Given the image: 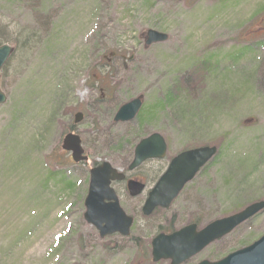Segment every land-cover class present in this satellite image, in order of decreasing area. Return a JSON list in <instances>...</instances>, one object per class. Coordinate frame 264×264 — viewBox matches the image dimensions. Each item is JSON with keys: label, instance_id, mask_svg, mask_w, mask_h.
<instances>
[{"label": "rangeland", "instance_id": "374dc122", "mask_svg": "<svg viewBox=\"0 0 264 264\" xmlns=\"http://www.w3.org/2000/svg\"><path fill=\"white\" fill-rule=\"evenodd\" d=\"M0 26L14 47L0 71V264H166L150 261V240L170 223L264 199V0H0ZM148 29L167 40L144 46ZM136 96L143 118L113 121ZM69 131L89 163L60 149ZM154 132L167 152L135 170L146 191L183 149L220 150L166 209L145 217V191L121 198L129 235L100 238L82 217L89 167L121 169ZM262 234L264 210L183 264Z\"/></svg>", "mask_w": 264, "mask_h": 264}, {"label": "water", "instance_id": "95a60500", "mask_svg": "<svg viewBox=\"0 0 264 264\" xmlns=\"http://www.w3.org/2000/svg\"><path fill=\"white\" fill-rule=\"evenodd\" d=\"M181 1V0H176ZM167 35L153 29H148L144 35L146 46L163 42ZM14 49L8 44L0 45V70L13 53ZM5 101V95L0 90V104ZM141 106V99L136 97L122 104L114 116V121L126 122L134 118ZM81 119V114L75 115V122ZM61 148L71 153L73 162L86 161L83 155L80 139L77 135L66 134ZM164 139L153 133L141 139L135 149L129 169L140 165L146 159L161 158L165 153ZM216 153L214 146H202L179 153L169 163L163 175L149 192L143 206L142 214L149 215L155 207H166L177 195L183 185L190 181L196 172ZM122 176L107 162H102L89 171L88 192L84 199V220L93 225L100 237L118 232L122 236L129 233L132 219L127 217L118 206L117 199L110 189L112 179ZM127 188L131 196L137 195L143 185L136 181H128ZM264 209V200L248 204L240 211L216 219L196 231L194 224L185 226L171 234L160 233L151 240V261L170 259L169 264H180L189 257L201 251L205 246L228 234L236 226ZM198 264H264V234L250 245L227 254L222 259L210 262L203 260Z\"/></svg>", "mask_w": 264, "mask_h": 264}, {"label": "flooded vegetation", "instance_id": "af4514ba", "mask_svg": "<svg viewBox=\"0 0 264 264\" xmlns=\"http://www.w3.org/2000/svg\"><path fill=\"white\" fill-rule=\"evenodd\" d=\"M157 160H160V159L149 160V161H157ZM128 165H129V162H128V164H124L123 167H122L121 169H118V168L115 167V168L121 173V175H123V178H122L121 180H115V179H114V180H111V182H110V187L113 189L115 195L117 196L119 203H120V201H121V198H125L126 200H127V198H135V197H138V196H140L141 194H143V192L145 191V194H144V196H143L144 198H143V200H142V204H143L144 201H145V199H146V196H147V194H148V191L154 186L155 182L157 181V179L159 178V176H160L161 174H159L156 178H155V176H156L157 173L154 175V177L152 178V180H153L154 178H155V180H154V182L152 183L151 188H150L149 190L146 191L145 189H146V187H147V184L145 183V180H146V178H148V177L145 176V175H140V176H138L137 174H135V170H136L137 168H139L140 166H138V167L135 168V169L129 170ZM143 176H145V177H143ZM128 180H134V181H138V182L143 183V184H144V189L141 191V193H139V194L136 195V196H130L129 193H128V191H127V188H126V186H127V181H128ZM185 188H186V186L180 191L179 195H180L182 192H184ZM179 195H178V196H179ZM178 196H177L176 198H178ZM176 198H175V199H176ZM131 216H132V215H131ZM132 217H133V216H132ZM133 219H134V217H133ZM189 223H194V224H196L197 226H199L197 221L189 222ZM178 228H179V227H178ZM175 229H176V228H175Z\"/></svg>", "mask_w": 264, "mask_h": 264}, {"label": "trees", "instance_id": "16d2710c", "mask_svg": "<svg viewBox=\"0 0 264 264\" xmlns=\"http://www.w3.org/2000/svg\"><path fill=\"white\" fill-rule=\"evenodd\" d=\"M2 28H3V26H0V35H3V30H2ZM6 37H7V36H5V37H4V36H0V43H1V42H4V41H7ZM107 76H108V74H107ZM138 118H143L142 113H140V114L138 115ZM220 148H221V147H220ZM61 178L64 179L63 176H61ZM163 229H164V231H166V230H172V229H173V224L170 223L169 226H167V227H165V228H163Z\"/></svg>", "mask_w": 264, "mask_h": 264}]
</instances>
